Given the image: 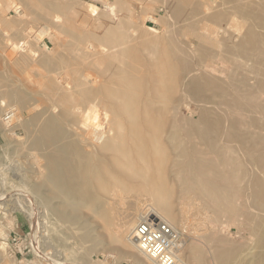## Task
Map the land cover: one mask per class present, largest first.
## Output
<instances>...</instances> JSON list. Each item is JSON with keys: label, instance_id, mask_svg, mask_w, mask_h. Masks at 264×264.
<instances>
[{"label": "rangeland", "instance_id": "374dc122", "mask_svg": "<svg viewBox=\"0 0 264 264\" xmlns=\"http://www.w3.org/2000/svg\"><path fill=\"white\" fill-rule=\"evenodd\" d=\"M202 1L0 0V264H56L58 249L65 252L63 257L68 264H153L139 250H130L122 240L118 242L113 239L112 228L120 212L126 209L128 212L140 213L141 209L143 211L148 206L158 207L154 200L137 188L118 186L120 189L117 188L116 191L123 196L124 203L116 210L109 206L115 192L113 194L109 191L100 192L101 197H92L93 200L84 198L85 201H80L82 204L79 203L76 208H66L74 220L71 231L68 226H61L56 222V207L59 209L64 205L62 206V200H59L61 198H56V189L52 182L46 181L49 172L46 156L49 150L44 145L50 137H56L60 131H56V128L48 129L46 124L49 119H53L56 127V109L59 112L64 111L65 118H74L65 112H76V102L60 99L62 92L72 95L78 91L77 88H72V84L84 83L88 88L101 84V79L95 76L97 74L94 71L101 72L105 67L101 69L93 65L90 55L92 46L107 47V42H128V45H132L152 42L164 36L163 40L170 47L185 45L191 41L197 42L204 32L202 28L192 24L194 19L198 18L193 11L202 5ZM214 2L219 3L218 0ZM91 6L97 7V14ZM228 15L230 18L227 17L228 21L226 20L224 25H237L231 29V33L236 36L232 39L234 44H239L242 36L248 32L246 17H239L234 11H230ZM262 17L264 18V15ZM80 18L87 20L86 25L81 24ZM220 24H216L215 29L223 35L225 31L221 26L223 24ZM193 26L195 28L191 29ZM263 26L256 30V35L264 37ZM117 34L119 37H115ZM122 47L116 48L114 53L124 52L127 46ZM216 49L224 54L225 40L219 39ZM146 53L151 55V52ZM8 56L13 58L10 60ZM74 58L79 60L75 61ZM221 60L222 62L217 60L216 64L219 70L230 75L236 82L247 76L249 85L255 88L250 96L236 87L230 89L232 93L240 94L231 109V118H234L233 123L237 122V127L229 128L230 126L227 127V123H224L217 131H211L210 136L222 138V131L225 129L233 134V137L246 134L252 141L249 139L243 144V141L234 139L236 142L230 143L231 146L227 148L221 144L216 145L215 158L210 160L216 162L215 174L223 177V173H227L226 175L233 179L229 181V191L225 189L221 192H209L207 188L204 190L201 186L195 187L194 184L183 182L177 185L179 187H176L169 201L168 210L160 206L157 210L162 211L158 210L160 215L173 220L176 228L183 233L186 242L183 258L188 264H264V91L258 83L262 75L264 76V55L251 59L248 50H242L234 51L229 54V58ZM228 61L230 64H227ZM77 66H80V69ZM89 66H93V71ZM185 74L184 71V79ZM186 76L189 77L188 74ZM198 87L194 88V92L200 91L198 94L205 96L206 92ZM189 101L179 110L172 107L170 118L177 120L181 116H188L190 121L198 123L202 115L213 107L207 103L200 107L196 106V102ZM155 108L157 111L162 109L159 104H156ZM39 110L41 111L38 112ZM202 110L205 111L203 114L199 112ZM192 118L194 120H191ZM202 143L197 142L198 150L202 148ZM239 144L245 147V153L236 151ZM203 147L205 153L212 151L206 143ZM201 156L203 159L206 157L204 154ZM202 157L200 162L198 159V164L202 170H207L210 161L203 160ZM239 158L241 161H238ZM197 188L198 190H195ZM77 211L80 214H77ZM87 258H90V262Z\"/></svg>", "mask_w": 264, "mask_h": 264}, {"label": "bare ground", "instance_id": "6f19581e", "mask_svg": "<svg viewBox=\"0 0 264 264\" xmlns=\"http://www.w3.org/2000/svg\"><path fill=\"white\" fill-rule=\"evenodd\" d=\"M218 1L219 3H215L214 0H203L202 5L194 9L193 12L198 18L191 22L194 26L196 24L198 27L202 28L204 32L197 42L191 41L185 45H174L170 47L169 44L163 40L165 36H161L162 38L159 40L152 42L146 41L139 44L128 45V42H107V47L104 45V47L101 48L100 46L101 49L97 46V48H95V45L92 46V49H90L91 53L88 52L92 55L91 60L93 59V62H91L97 68L101 67V69H103L105 67L101 72L94 71V73L97 74L94 75L101 79V84L93 88H88L84 83H71L73 85L72 88H77L78 91L75 89L77 92H74L72 95H66L62 92L60 99L62 101L68 99L76 102L78 108L73 107L77 108L76 112L75 110H66L65 112L67 115H73L74 118H65L64 111L59 112V110L56 109V118L53 116V118L56 119V127H54L55 120L49 119V117L48 119L50 121L46 124V128H56V131H60L56 137H50L49 141L46 144L44 143V146L49 150L46 156L49 171L46 175V181L52 182L56 189V198H61L59 200H62V206L64 205L63 208L59 207V209H57L56 207V222L60 223L61 226H68L69 229H73L74 220L72 219V214L69 213L66 208L71 206L76 208L80 201H85L84 198H91V200L94 199L92 197L100 198L101 196L99 194L103 191L113 192V194L115 192L114 196L109 201V206L113 208V210H116L124 203L123 196H120L118 191H116L117 188L120 189V187H118L119 185H123L125 188H137L142 194L150 197L152 201L154 200L158 207H163L166 210H168L167 207L170 206L168 205L170 204L169 201L174 195L176 187H179L177 185L180 183L185 182L187 184H194L195 187L201 186L204 190L207 188L209 192L217 190L221 192V190H228V187H231L229 181L233 179L231 180L229 177L230 175H226L227 173H223V177L215 174V170L217 169L215 168L216 162L214 163V161L210 159L215 155L214 151L216 145L221 144L227 148L231 146L230 143L233 144L236 140L240 142L243 141L244 144L250 137L246 134L238 137L235 135L236 137H233V134H230L229 131H225L224 129V131H222L224 136L222 138H217L216 136L211 137L210 132L217 131L220 125L222 126L224 123H227L226 126H230L229 128L235 129L237 127V122L233 123L234 118H231V109L237 102L240 94L232 93L230 89L236 87L237 90L240 89L244 94L250 96L251 93L254 92L255 87L249 85L247 76L243 77L241 80L242 82L232 80V77L225 74L224 71L219 70L216 64L219 59L222 62L221 59L229 58V54H232L234 51L248 50V54H251V59L258 58L261 54L264 55V37L263 35H256L255 33L256 30H260L262 28L261 26L264 24V18L262 17V15H264V0ZM91 9L93 12L97 11V7L91 6ZM230 11L239 14V17H246L245 24H247L248 32L246 35L242 36L239 44H234L232 40L236 37L231 33V29L235 27V24L233 23L229 26L224 25L228 21L227 17L230 16L228 15ZM152 19L153 18H151V20ZM86 21L87 20L81 19V24L86 25ZM218 23L223 24H220L225 31L223 35L219 34L215 29V25H218ZM111 25L113 26V23ZM194 26L191 29L196 27ZM185 32L188 34L187 31ZM239 35L240 33L237 36L239 37ZM115 37H119V35ZM36 38L37 37H35V39ZM219 39L225 40L224 54H222L223 52L219 53L218 49H216L219 44ZM124 45L127 46L124 52L120 50L122 53H114L116 48L118 49ZM122 48L124 49V47ZM153 51L156 53L154 54ZM146 52H151V55ZM11 54H13V52ZM19 55H21V53ZM76 60L79 59H75V61ZM226 62L227 61H225V64ZM227 64H230V62ZM89 67L92 68L93 66ZM78 68L80 69V66ZM231 70H233V68ZM231 70L229 72H231ZM91 71H93V68ZM184 71L189 75V77H187L185 74V79L183 78ZM64 74L67 76L66 73ZM258 83L259 85L261 84L259 87L264 91L263 75ZM4 84H6L5 80ZM197 86L206 92L205 96H200V94H198L200 91H198V93L194 92V88ZM188 100L194 103L196 102V106L201 107L207 103L211 104L213 107L206 113H204L205 109L199 111L201 113L204 111V114L202 113V121L201 119H199V121L197 119L198 123H193L196 121H190L188 116H181L177 118V120H172L169 115V112H171L170 110L173 108L179 110ZM156 104H159L162 109L157 108L159 111L155 110ZM40 111L41 110L38 112ZM42 113L45 114L43 110ZM48 113L50 114V112ZM37 114L40 115L39 113L35 115ZM191 120L194 119L192 118ZM231 130L232 129H230V131ZM44 135L46 136V134ZM198 141L203 142V146L204 143H206L208 148L210 147L212 151L205 153L204 149H202L204 148L203 146L198 150ZM199 145L201 144L199 143ZM239 145L238 148L236 147V151L245 153V147L241 146V144ZM42 149H44L43 146ZM203 154L204 156L206 155L204 159H209L208 161H210V167L207 168V170H202L198 164ZM40 156H42V153ZM238 161H241V159ZM193 178L195 180H192ZM227 184L230 185L227 186ZM190 186L193 187V185ZM43 188L44 186L42 189ZM190 190L192 189L190 188ZM195 190H198V188ZM40 199L42 200V198ZM128 203L132 204V202H127V204ZM150 207V209L160 215L159 211L161 210L158 209V211V207ZM145 209L146 208H144V210ZM143 211L141 209V212L138 213L135 211L128 212L126 209L123 210L117 216V222L112 228L114 231L113 239L118 242L122 240L127 248L133 251L139 250L141 254L143 253L138 248L136 241L132 239L131 235ZM76 213L80 214L78 211ZM77 214H75V216L79 217ZM161 215L160 217L162 219L173 227H176L173 220L167 219L165 216ZM110 223L109 221L108 225ZM72 229H70V231ZM58 250L56 254V264H68L63 257L65 252L60 249ZM143 256L145 255L143 254ZM84 259L86 261L85 257ZM87 259H89L88 261L90 262V258ZM78 264L82 263L79 262ZM153 264L155 263L153 262Z\"/></svg>", "mask_w": 264, "mask_h": 264}, {"label": "built area", "instance_id": "2783aa9c", "mask_svg": "<svg viewBox=\"0 0 264 264\" xmlns=\"http://www.w3.org/2000/svg\"><path fill=\"white\" fill-rule=\"evenodd\" d=\"M131 237L155 264H188L183 258V233L149 207L142 212Z\"/></svg>", "mask_w": 264, "mask_h": 264}]
</instances>
